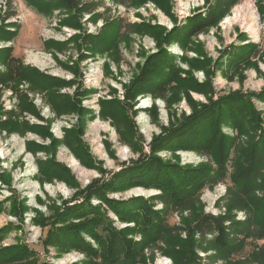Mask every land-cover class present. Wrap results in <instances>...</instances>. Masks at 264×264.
I'll list each match as a JSON object with an SVG mask.
<instances>
[{"label": "trees", "instance_id": "1", "mask_svg": "<svg viewBox=\"0 0 264 264\" xmlns=\"http://www.w3.org/2000/svg\"><path fill=\"white\" fill-rule=\"evenodd\" d=\"M124 2L125 0H117ZM132 6L138 7L148 0H128ZM153 1L173 22L171 29H166L160 24H151L144 19L141 21H127L122 23L119 17L104 18L99 12L89 15L91 21L103 18L104 22L97 33L80 35L73 33L68 39L59 41L47 39L43 43L47 50L51 48L61 52L68 43L73 42L78 53L77 61L71 64L62 62L54 54L58 62L68 67L73 75L80 76V60L85 57L105 54L115 62L119 61V45L124 42L130 46V33L148 34L156 41L157 51L151 54L141 52L144 56L142 64L136 66L132 78L128 83H124L123 99L116 96L99 99V117L110 119L112 126L118 133L120 140L140 151V157L130 159V164L124 165L121 169L111 174L109 179H93L86 187L80 189L78 181L71 170L62 162L56 159L58 146L63 143L70 152L89 168H95L104 173L106 170L101 161L95 159L88 145L83 140L85 122L94 118L93 110L81 106V97L93 92L94 89H82L79 85L72 95L60 92V88L77 82V79H65L58 76L44 74L40 69L25 65L21 59L12 55V47L3 49L0 70V91L3 87H8L17 94V111L12 108L2 110L0 106V127L6 129L8 133L16 132L24 135L26 131H34L41 137H48V144H40L34 140H26L25 148L32 153L42 150L46 158H37V174L34 178L40 183L51 182L53 179L63 181L65 184L77 188L74 197L81 196L82 200L69 204L63 200L62 206L56 203L49 205L51 214L43 215L34 209L37 216L32 220L45 229L41 239L44 250L49 245H57L60 248L69 245L87 250V242L82 236L85 229L94 226L96 221L103 222L102 210L98 205L91 206L92 196L103 199L122 220L128 218V213L121 215L118 208L119 202L111 201L106 197L105 189L112 188L113 185L130 186L142 185L159 190L153 198L159 199L162 203L163 214L147 215L146 219L139 225L136 224V231L141 233V239L149 237H161L163 233H179L184 231L186 237L184 245L186 253L178 264H230L227 257L243 253L246 245L254 240H264V212L261 209H253V193L258 176L262 172L264 165V140H255L249 153L245 154L244 149L241 157L232 160L235 171L232 172V187L218 197L215 206L224 209L220 213L200 212L192 221H187L184 227L172 225L168 221V214L181 207H189L201 196L204 188H212L220 182H225L228 171V154L233 148L234 142L221 130V125L237 127L241 132L253 131L252 125H245L255 115L259 114L255 110L253 98L264 102V84L258 91L232 90L227 93H219L216 97L212 77L216 71L232 79L238 76L239 79L245 77L244 69L256 68L264 80V73L259 68L258 61H264V44L258 45L253 41L241 42L243 33H238L237 39L241 43L230 45L218 50V55L213 57L204 48V43L197 39L199 33H205L210 27L217 26L218 21L224 17L230 9L241 0H206L208 4L204 12L198 11L186 17L183 23H178L177 18L172 13V0H150ZM26 4L33 7L37 12L51 14L54 9H59L58 22L60 26H69L74 29H82L80 22L81 14L86 13L90 8L88 5H81L79 0H25ZM211 2V3H210ZM259 11L264 15V3L258 4ZM13 12L9 13V16ZM138 15H140L138 13ZM11 25H16L10 22ZM123 28V31L121 29ZM4 37L9 39L14 34L5 27ZM2 36V35H1ZM176 42L183 50V54L172 56L166 46ZM194 52L190 56L187 52ZM183 64L186 66L184 67ZM103 67L110 72L108 62L104 61ZM195 71H202L204 78L200 81L195 76ZM229 72V73H228ZM22 80L29 83L32 90L44 92L46 101L57 115L68 112H75L79 115L78 121L70 128L64 130L63 138H56L49 130V125L30 124L27 120L19 119L23 112H28L40 118L39 112L34 104L29 100L26 93L19 89L18 84ZM111 93H116V88L110 87ZM196 92L205 97L206 102L192 98L191 93ZM150 94L155 99H162L167 114L175 113L174 104L185 99L189 112H181L178 118H171L168 124L162 126L159 134L153 136L150 144V155L143 153L138 147L137 130L130 118V113L134 109L135 99L139 95ZM153 106V107H152ZM156 103L150 105L147 110L155 111ZM135 112V111H134ZM159 116V115H158ZM259 120V119H258ZM257 120V121H258ZM138 135V136H137ZM264 138V137H263ZM217 142V145H215ZM107 146L108 143L106 142ZM109 147V146H108ZM162 148L169 150L189 149L199 154H209L215 156V164L204 168L180 166L171 162H160L158 157L152 158V151ZM230 149V150H229ZM114 156V152L110 151ZM160 164H167L173 168L177 174L176 179L170 177L164 171L158 169ZM150 170V174H148ZM0 176L5 184H10L9 174ZM72 198V199H73ZM39 199V198H38ZM9 201L8 209L4 206ZM41 202V199H39ZM127 204L126 201L121 202ZM121 205V204H120ZM259 206V205H258ZM6 209L9 213L16 215L19 219L28 209L24 200L17 196H9L0 201V211ZM257 208V207H256ZM86 210L94 213L83 225L69 223L72 215L80 214ZM241 210L246 213L244 219H236L235 211ZM166 213V214H165ZM103 224V223H102ZM104 226V224H103ZM12 228H16L13 223H6L0 227V242L2 237ZM94 231L96 229H93ZM112 249L105 255V264H134V260L129 256L128 246L122 242L118 233L113 231ZM149 242V241H148ZM59 243V244H55ZM264 246V243L261 245ZM86 252V251H85ZM36 251L25 244H10L0 247V260L14 261L24 259L26 264H50L45 260L39 261L35 257ZM32 256V259H29ZM221 261V262H220ZM23 262V263H24Z\"/></svg>", "mask_w": 264, "mask_h": 264}, {"label": "rangeland", "instance_id": "2", "mask_svg": "<svg viewBox=\"0 0 264 264\" xmlns=\"http://www.w3.org/2000/svg\"><path fill=\"white\" fill-rule=\"evenodd\" d=\"M81 5H88L91 11L82 13L80 22L82 29H74L65 26L60 28L58 22L59 9H54L51 14H44L37 12L33 7L26 4L25 0H0V70L3 69L1 65V58L3 49L5 47H12V55L18 57L25 65L34 66L40 69L44 74L52 76H60L61 78L74 77L77 82L71 85H66L60 88V92L73 94L78 85L82 89H94L83 97H81V106L93 110L94 118L88 119L85 122V129L83 132V140L88 145L92 155L96 160L101 161L105 172L101 173L95 168H89L80 163V161L70 152L68 147L61 143L56 151V159L64 163L74 174L78 181L80 189L86 187L93 179H98L101 182L103 179L107 180L112 173L121 169L124 165L130 164V159L139 158L140 151L133 146L122 142L118 136L117 131L112 126L110 119H102L99 117V99L111 98L116 96L123 99V84L128 83L132 78L133 72L136 70L138 64H142L144 56L140 53L151 54L157 51L156 41L148 34L130 33L131 42L127 46L121 42L118 48L119 61L115 62L111 57L105 54H94L80 60L79 66L81 75L74 76L72 71L63 64L55 61L53 57L45 52L47 50L43 43L47 39H65L68 35L77 32L80 35H87L89 33H97L103 24V18H99L96 22L91 21L89 15L93 12H99L104 18L119 17L122 23L127 21H141L144 19L151 24H160L167 30L173 27L172 20L166 15L153 1H146L142 5L132 6L128 0L120 2L117 0H79ZM206 0H172V13L177 18L178 23H183L186 17L201 11L204 12L208 7ZM211 3V2H210ZM264 3V0H241L235 4L230 11L222 17L217 26L210 27V30L205 33H199L197 39L204 43L205 50L216 57L218 50L230 45L231 43L239 44L241 42L253 41L258 45L264 44V15L259 11L258 4ZM246 6H250L256 15L254 21L249 15H245ZM13 12L9 16V13ZM138 13L140 15H138ZM236 14L240 17H236ZM245 19V25L243 20ZM10 22L16 23L11 25ZM8 29L12 34L9 39H2L4 37V30ZM255 30L257 36L254 37L250 30ZM249 30V31H248ZM123 31V28L121 29ZM238 33H243L241 41L237 39ZM2 35V36H1ZM57 35V36H56ZM174 45L165 48L172 56H178L177 52L183 50L172 42ZM171 43V44H172ZM144 45V46H143ZM52 49V48H51ZM53 52V50H51ZM58 57L67 63L77 61L78 53L73 42L57 52ZM188 55H195L194 52H187ZM108 58V59H107ZM108 62L110 65V72L104 69L102 61ZM35 61V63H34ZM184 65V64H183ZM259 68L264 73V61H258ZM185 67V65H184ZM103 68V69H102ZM53 71H57L54 73ZM229 73V72H228ZM245 77L239 79L234 76L232 79L222 75L221 72L216 71L212 77L215 95L219 93H227L232 90L240 89L242 91H258L264 84L263 77L256 68L244 69ZM195 76L198 80L204 78L202 71H195ZM115 85V86H113ZM29 83L25 80L19 82L18 87L24 91L29 100L34 104L39 112L40 118L35 115L23 112L18 116L19 119L27 120L30 124L49 125V130L55 128L61 139L64 136V130L70 128L78 121L79 115L75 112L62 113L57 115L50 106H48L44 92L32 90ZM91 87V88H90ZM110 87L116 88V93L109 91ZM192 98L198 101L206 102L202 94L196 92L191 93ZM12 89L8 87L1 88L0 91V106L2 110L12 108L17 111L18 98ZM134 109L130 113V118L134 123V127L138 132V147L143 153L150 155V144L153 136L160 133L162 126L168 124L171 118H178L180 113L189 112L190 107L185 99L179 103L174 104V111L172 116L167 114L165 104L162 99H155L150 94H142L136 97ZM255 110L259 114L258 119L254 115L245 125L252 126L253 131L241 132L237 127L230 125H221V130L232 137L234 146L229 151L227 163L229 175L225 182H220L212 188H204L201 191L199 199L189 207H181L177 210L171 211L168 214V221L172 225L184 227L187 221H192L194 217L200 212L220 213L225 211L215 206V201L218 197L223 195L226 190L232 187V172L235 168L232 166V160L237 156L241 157L243 149L245 154H248L254 141L261 137L260 141L264 140V102L253 98ZM145 102L148 107L156 103L155 111L147 110L148 107H139L140 103ZM153 107V106H152ZM48 109L49 112L47 110ZM135 111V112H134ZM140 117V118H139ZM258 120V121H257ZM59 130V131H58ZM54 134V133H53ZM55 135V134H54ZM137 135V136H138ZM56 136V135H55ZM32 139L40 144H48L50 142L48 137H41L34 131H26L24 135L16 132L8 133L6 129L0 127V176L9 174L10 184H5L0 177V201L9 196H17L20 200H24L28 205V209L23 214V218L19 219L16 215L9 213V201L5 202V208L0 211V227L6 223H13L16 228H12L6 233L0 242L1 246L12 244H25L29 248L36 251L35 257L50 264H105V255L112 249L110 234L111 227L116 231L118 237L128 246V254L134 260V264H178L186 253V246L184 240L186 233L180 231L179 233H163L161 237H152L149 240L141 239V233L136 231V224L139 225L147 218V215L163 214L162 203L159 199L153 198L159 190L152 187H145L142 185L120 186L113 185L112 188L105 189L106 197L111 201L119 202L118 208L121 215L128 213V218L123 221L120 215H117L110 206L98 196H92L90 199L91 206L98 205L102 210L103 222H99V218L94 226L85 229L82 236L87 244V250H81L71 245L60 248L57 245H49L44 250L41 239L45 233V229L41 225L34 222L32 218L37 216L34 209L39 210L45 216L51 214L49 205L53 202L62 206L63 200L70 201L69 204L79 202L82 200L81 196L74 197L77 188H73L63 181L53 179L51 182H45V189L42 184H37V188L33 187L37 174V158H46L45 152L37 151L35 154L26 150L25 141ZM108 143V146L106 144ZM217 145V142L216 144ZM114 152V156L110 154ZM29 154V157H27ZM156 155V156H155ZM158 157L160 162H171L179 164L180 166L199 167L212 166L215 164V156L209 154H199L194 150L178 149L169 150L162 148L158 151H152V158ZM70 157H74L81 169L69 165ZM30 169V174H25V171ZM158 169L161 173L164 171L170 177L169 179H176L178 176L173 172V168L167 164H160ZM150 174V170L148 172ZM63 183V185H61ZM253 209H261L264 212V165L260 176H258L254 186L253 193ZM41 199V202L39 199ZM73 198V199H72ZM209 198L212 199L209 205ZM126 201L127 204L121 202ZM259 205V206H258ZM257 207V208H256ZM235 218L244 219L246 213L241 210L235 211ZM166 214V213H165ZM94 213L86 210L80 214L72 215L69 218V223L83 225L88 217ZM104 226H103V224ZM93 229H96L95 231ZM149 241V242H148ZM264 240H254L251 244L246 245L243 253L227 257L230 264H264V246H261ZM59 244V243H55ZM86 251V252H85ZM29 256V259H32ZM33 260V259H32ZM24 259H17L14 261L0 260V264H26ZM24 262V263H23ZM221 262V261H220Z\"/></svg>", "mask_w": 264, "mask_h": 264}, {"label": "bare ground", "instance_id": "3", "mask_svg": "<svg viewBox=\"0 0 264 264\" xmlns=\"http://www.w3.org/2000/svg\"><path fill=\"white\" fill-rule=\"evenodd\" d=\"M245 15H249V17H251L254 21L256 20V15L254 14V11L251 9V7L250 6H246V8H245V13H244V15L242 16V17H245ZM238 16L240 17L241 15H239L238 14ZM237 16V14H236V17H238ZM242 20H243V25H245L246 23H245V19L244 18H242ZM249 31V30H248ZM250 32L251 33H253V35H254V37L255 36H257V33H256V31L254 30H250ZM34 63H35V61H34ZM36 64V63H35ZM54 73H57V71H53ZM139 107H148L147 105H146V103L145 102H143V103H140L139 104ZM140 118V117H139ZM27 157H29V154H27ZM69 165L70 166H74V167H76V168H78V169H81V167H80V165L77 163V160L76 159H74V157H70V159H69ZM31 173V170L30 169H28V170H26L25 171V174H30ZM61 185H63V183H61ZM33 187H35V188H37V184H36V182H34V185H33ZM211 202H212V199L211 198H209V205H211Z\"/></svg>", "mask_w": 264, "mask_h": 264}, {"label": "crops", "instance_id": "4", "mask_svg": "<svg viewBox=\"0 0 264 264\" xmlns=\"http://www.w3.org/2000/svg\"><path fill=\"white\" fill-rule=\"evenodd\" d=\"M57 26L60 28L61 26L60 25H58L57 24ZM65 28H67L66 29V31H69L68 30V28H69V26H65ZM57 36V35H56ZM71 35H68V37H66L65 39H59V37H56L57 39H54V40H59V41H63V40H66V39H68L69 37H70ZM174 45V43H170V45L168 46V48L170 47H172ZM178 45V44H177ZM144 46V45H143ZM179 46V45H178ZM51 50H53V52L51 51ZM45 52H47V53H49L52 57H53V55L55 54L57 57H58V53L57 52H59V51H57V50H54V49H50V50H44ZM177 54H179V55H181V54H183L182 52H177ZM53 59L56 61V58L55 57H53ZM58 59L60 60V61H62L59 57H58ZM108 59V58H107ZM63 62V61H62ZM72 63V62H71ZM70 63V64H71ZM104 63V60L102 61V64ZM110 66V65H109ZM184 66V65H183ZM186 67V66H185ZM103 69V68H102ZM73 74V73H72ZM60 77V76H59ZM72 78H74V77H69V78H65V79H72ZM113 86H115V85H113ZM91 88V87H90ZM48 104V103H47ZM48 106H49V104H48ZM44 110H47L48 112H49V110L48 109H44ZM59 131V130H58ZM51 133L56 137V138H61V137H59L60 135L58 134V133H56V131H55V128H53L52 129V131H51ZM28 140H32V139H28ZM36 183L38 184L39 182L36 180ZM40 184V183H39ZM45 182L43 183V187H44V189L46 188L45 186Z\"/></svg>", "mask_w": 264, "mask_h": 264}]
</instances>
